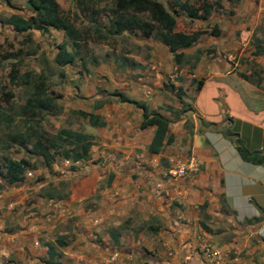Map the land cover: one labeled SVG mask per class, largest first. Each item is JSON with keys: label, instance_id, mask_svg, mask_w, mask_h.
<instances>
[{"label": "crops", "instance_id": "1", "mask_svg": "<svg viewBox=\"0 0 264 264\" xmlns=\"http://www.w3.org/2000/svg\"><path fill=\"white\" fill-rule=\"evenodd\" d=\"M159 1L169 9L197 0ZM211 1L220 6L199 25L203 34L219 33L201 34L197 45L215 52L205 49L193 69L152 34L129 40L138 52L103 56L97 73L83 75L69 100L70 111L98 116L99 124L83 117L88 155L59 159L54 172L37 167L42 181L3 188L0 257L13 264H204L205 241L221 247L218 264H264V163L244 160L225 133L230 128L249 150L264 148V0ZM114 91L169 120L171 140L159 152L148 149L155 125L142 127V108ZM190 154L199 169L171 178L168 169Z\"/></svg>", "mask_w": 264, "mask_h": 264}, {"label": "rangeland", "instance_id": "2", "mask_svg": "<svg viewBox=\"0 0 264 264\" xmlns=\"http://www.w3.org/2000/svg\"><path fill=\"white\" fill-rule=\"evenodd\" d=\"M56 1L62 18L77 29L79 39L76 46L62 29L48 27L45 31L30 29L17 32L6 24L5 19L9 14L26 17L32 14L33 10L27 0H10L9 6L0 4V192L5 186L10 188L16 183H10L5 178L7 158L31 156L35 157L31 162L37 163L38 168L46 166L42 156L30 151L37 139L49 145L50 151L54 153L73 146V142L70 143L73 140L66 137L64 131L84 132L86 121L78 113L70 111L69 93L74 91L76 84H81L83 75L97 73L95 70L102 64L103 56L109 59L112 55L136 53L135 44L129 40L143 39L139 30L110 34V25L115 18L111 11L114 0ZM200 21L178 16L176 28L201 29L203 25H199ZM202 35L203 39L209 37V33ZM199 41L184 48V59L187 60L185 66L189 65V69L194 68L196 56L199 58L205 49L215 52L211 46H198ZM61 45L75 52L76 58L72 63L57 65L54 62ZM37 92L39 97H54L58 106L49 109L36 107L34 103ZM199 104L208 103L202 96ZM89 128L94 129L92 126ZM59 159L63 158L56 154L53 162L46 166L47 169L54 172L52 165L62 161ZM33 170L27 169L24 179L34 178L31 183L44 180V172L36 170L35 173ZM30 171L34 173L32 176H28ZM0 264H13L10 255L0 257Z\"/></svg>", "mask_w": 264, "mask_h": 264}, {"label": "trees", "instance_id": "3", "mask_svg": "<svg viewBox=\"0 0 264 264\" xmlns=\"http://www.w3.org/2000/svg\"><path fill=\"white\" fill-rule=\"evenodd\" d=\"M10 5V0H3ZM32 8V14L28 17L19 14L9 15L5 21L10 24L17 32H25L30 29L47 30L48 27L64 30L65 34L72 40L74 46L77 45L79 39L77 29L72 27L65 19L62 18L61 10L56 0H27ZM220 6V3L211 0H197L195 4L187 1H176L174 6L169 9L159 0H114V5L111 11L114 19L110 25V34L118 35L124 32L133 33L139 30L144 37H150L154 34L155 38L162 41L174 52V60L180 64L187 62L184 59L185 53L179 51L180 49L188 48L195 43L201 34L207 32L206 29H195L190 32L186 30L177 29V16L181 12H186L187 17L191 20L207 19L212 7ZM218 8V7H217ZM146 14L145 17L141 15ZM158 31V32H156ZM157 33V34H156ZM209 33L217 35L219 33L217 28H212ZM198 53L201 51L198 49ZM259 53V52H258ZM76 58L73 50L67 49L64 45L60 46L54 62L57 65L72 63ZM196 60L198 57L196 56ZM201 85L198 80L197 88ZM181 89H178L180 95ZM122 101H128L142 108L141 126L155 125L156 129L151 143L148 146L149 151L157 153L161 150L164 140L169 142L171 139L166 138L169 120L158 112L148 111L144 103L129 99L123 93L114 91ZM35 98V106L40 108H55L57 103L54 97L48 95L40 96L37 92ZM82 117H88L92 124H99L98 116L93 113L79 111ZM1 116V112H0ZM66 137H70L73 141L72 147H64L60 152L50 151L49 145H46L37 139L33 144V150L30 151L36 155L42 156L43 164L48 166L55 159L58 154L62 158L69 159L72 162L85 159L88 155L90 145L92 144L91 135L79 132L66 130L64 131ZM225 133L235 144V147L240 156L252 163H264V148L259 150H249L246 148L238 134L231 131L230 128L225 129ZM79 149L80 151H78ZM5 178L10 183L20 182L24 179V174L27 169H36L37 163L31 162L26 157L18 159L7 158ZM61 244V243H60ZM54 246L49 245L50 256L54 254Z\"/></svg>", "mask_w": 264, "mask_h": 264}, {"label": "built area", "instance_id": "4", "mask_svg": "<svg viewBox=\"0 0 264 264\" xmlns=\"http://www.w3.org/2000/svg\"><path fill=\"white\" fill-rule=\"evenodd\" d=\"M199 169V163L194 154L188 155L186 158L179 160L174 166L170 167L167 174L176 179L187 175L190 172H196ZM30 174V173H29ZM201 255L204 259V264H218L223 257V251L221 247L210 244L209 242H203L201 244ZM115 258V254L111 259Z\"/></svg>", "mask_w": 264, "mask_h": 264}]
</instances>
